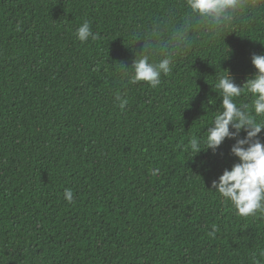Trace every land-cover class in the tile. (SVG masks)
Wrapping results in <instances>:
<instances>
[{
    "label": "trees",
    "instance_id": "trees-1",
    "mask_svg": "<svg viewBox=\"0 0 264 264\" xmlns=\"http://www.w3.org/2000/svg\"><path fill=\"white\" fill-rule=\"evenodd\" d=\"M184 14V0H0V264H264V218L207 189L232 142L223 157L184 147L219 108L217 76L254 70L264 12L199 37L156 89L122 75ZM84 21L98 39L76 38Z\"/></svg>",
    "mask_w": 264,
    "mask_h": 264
},
{
    "label": "clouds",
    "instance_id": "clouds-1",
    "mask_svg": "<svg viewBox=\"0 0 264 264\" xmlns=\"http://www.w3.org/2000/svg\"><path fill=\"white\" fill-rule=\"evenodd\" d=\"M184 8L185 14L179 22H175L174 16L169 17L167 40L163 38V31L149 33L151 38L142 45V51L133 48L134 59L130 66L124 64L122 72L130 84L144 82L152 89L158 88L162 76L171 73L177 59L186 56L199 37L225 40L230 29L247 13L264 12V0H184ZM75 36L81 42L98 39L88 21L78 26ZM143 36L144 33L135 35L134 44ZM250 63L254 70L243 83H237L228 70L217 76L213 92L219 97V108L204 128V134L191 136L184 147L192 159L209 151L223 157L221 148L226 141H231L227 155L232 163L212 179L207 189L230 205L236 216L264 218V53H252ZM241 97H247L249 102ZM115 101L121 110L129 103L119 92ZM64 197L72 202V191L66 189ZM209 235L214 236L215 231ZM260 255L264 257V252Z\"/></svg>",
    "mask_w": 264,
    "mask_h": 264
}]
</instances>
